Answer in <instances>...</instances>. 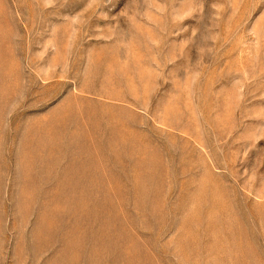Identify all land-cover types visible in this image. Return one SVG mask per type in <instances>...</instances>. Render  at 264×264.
<instances>
[{
  "label": "rangeland",
  "instance_id": "1",
  "mask_svg": "<svg viewBox=\"0 0 264 264\" xmlns=\"http://www.w3.org/2000/svg\"><path fill=\"white\" fill-rule=\"evenodd\" d=\"M0 264H264V0H0Z\"/></svg>",
  "mask_w": 264,
  "mask_h": 264
}]
</instances>
